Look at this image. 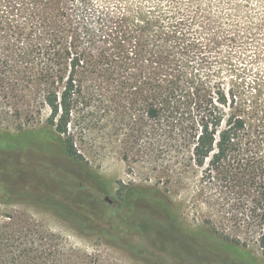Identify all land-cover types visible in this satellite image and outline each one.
Masks as SVG:
<instances>
[{"label": "trees", "instance_id": "trees-1", "mask_svg": "<svg viewBox=\"0 0 264 264\" xmlns=\"http://www.w3.org/2000/svg\"><path fill=\"white\" fill-rule=\"evenodd\" d=\"M7 1L10 7L6 0L4 4L0 1V117L33 122L42 106L48 108L49 115L42 130L0 131L5 143L0 164L8 161V154L15 150L11 144L18 141H28L22 150L33 155L60 141L67 156L102 196L108 194V185L83 166L73 129H77L78 118L91 132L97 125L106 134L122 128L120 135L125 138L118 147L127 146L125 159L132 151L156 143L169 153L162 169L168 181L182 183L197 167H204L203 177L218 188L250 194L260 230L257 241L264 256V70L256 72L239 96L196 84L192 73L204 62L199 56L204 46L192 37L184 44L178 41L171 29L179 12L177 0H132L127 32L111 52L101 47L111 18L93 0H54L58 20H26L22 24L11 15L14 0ZM98 76L111 97L98 90ZM135 196L145 205L143 214L132 205ZM120 200L118 210L122 212L112 209L101 217L72 209L78 230L115 236L127 246L129 234L124 229L127 214H133L145 217L151 227L187 232L179 207L156 187H126ZM0 201L10 203L19 198L3 184ZM205 237L203 244L214 243L208 241H214L213 236ZM228 246L234 258L242 262L251 259L248 252ZM0 264L103 263L97 254L68 245L60 235L34 221L25 220L21 225L7 214L0 216Z\"/></svg>", "mask_w": 264, "mask_h": 264}, {"label": "rangeland", "instance_id": "rangeland-1", "mask_svg": "<svg viewBox=\"0 0 264 264\" xmlns=\"http://www.w3.org/2000/svg\"><path fill=\"white\" fill-rule=\"evenodd\" d=\"M0 1L4 4V0ZM93 1L111 18L101 47L114 51L116 42L123 39L121 34L127 32V16L134 2ZM177 1L179 12L171 29L179 37L178 41L184 44L187 37H192L204 46L199 55L204 62L192 73L195 83L204 88L231 91L237 96L245 92L256 72L264 70V0ZM53 2L14 0L11 15L18 24L26 20H58ZM6 3L10 7L7 0ZM95 84L107 98L111 97L101 76L96 77ZM48 115V108L42 106L33 122L0 117V131L18 134L26 129L42 130L46 128ZM76 125L77 129L73 130L79 159L88 171L106 181L108 194H97L80 167L67 156L60 141L52 143L46 152L34 155L22 150V146L29 145L28 141L14 145L7 141L6 146L11 144L15 150L8 154V161L0 164V185L14 191L19 201H0V216L10 214L21 225L25 220L34 221L60 235L68 245L97 254L103 264H264L250 194L241 189L218 188L203 177L204 167H197L189 179L174 184L162 171L169 154L164 146L155 143L132 151L125 159L127 146L118 147L119 141L125 138L120 135L124 132L122 128L106 134L97 125L91 132L85 129L80 118L76 119ZM3 148L5 143L0 145V150ZM146 186L156 187L179 207V218L187 229L185 234L170 228L151 227L145 217L133 214H127V224L123 220L124 230L129 234L127 246L124 239L118 241L115 236L89 235L78 230L72 209L90 211L101 217L109 210H118L126 187L128 190ZM132 205L140 214L146 212L140 198L136 197ZM197 232L201 234L194 236ZM207 234L215 238L214 241L207 239L214 243L203 244ZM229 244L249 253L251 259L242 262L234 258Z\"/></svg>", "mask_w": 264, "mask_h": 264}, {"label": "flooded vegetation", "instance_id": "flooded-vegetation-1", "mask_svg": "<svg viewBox=\"0 0 264 264\" xmlns=\"http://www.w3.org/2000/svg\"><path fill=\"white\" fill-rule=\"evenodd\" d=\"M106 199V198H105ZM107 200V199H106Z\"/></svg>", "mask_w": 264, "mask_h": 264}, {"label": "water", "instance_id": "water-1", "mask_svg": "<svg viewBox=\"0 0 264 264\" xmlns=\"http://www.w3.org/2000/svg\"><path fill=\"white\" fill-rule=\"evenodd\" d=\"M106 199H107V197H106Z\"/></svg>", "mask_w": 264, "mask_h": 264}]
</instances>
